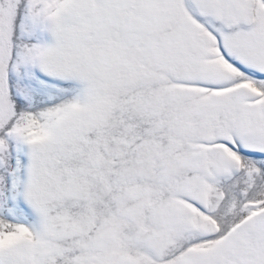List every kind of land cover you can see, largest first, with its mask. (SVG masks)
<instances>
[{
  "label": "snow or ice",
  "instance_id": "snow-or-ice-1",
  "mask_svg": "<svg viewBox=\"0 0 264 264\" xmlns=\"http://www.w3.org/2000/svg\"><path fill=\"white\" fill-rule=\"evenodd\" d=\"M0 264H264V0H0Z\"/></svg>",
  "mask_w": 264,
  "mask_h": 264
}]
</instances>
